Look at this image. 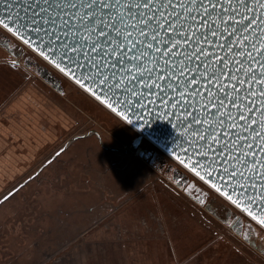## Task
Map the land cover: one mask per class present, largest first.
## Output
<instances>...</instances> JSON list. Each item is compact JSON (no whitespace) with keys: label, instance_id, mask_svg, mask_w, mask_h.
<instances>
[{"label":"rangeland","instance_id":"obj_1","mask_svg":"<svg viewBox=\"0 0 264 264\" xmlns=\"http://www.w3.org/2000/svg\"><path fill=\"white\" fill-rule=\"evenodd\" d=\"M0 34V200L90 129L124 150L140 134L7 30ZM7 39L18 57L2 46ZM24 58L61 80L65 95L54 93ZM145 140L133 154L106 151L92 135L71 142L0 205V264H264L138 150L163 156L217 202L241 211ZM42 148L45 156L37 159Z\"/></svg>","mask_w":264,"mask_h":264},{"label":"snow or ice","instance_id":"obj_2","mask_svg":"<svg viewBox=\"0 0 264 264\" xmlns=\"http://www.w3.org/2000/svg\"><path fill=\"white\" fill-rule=\"evenodd\" d=\"M70 6L77 7L75 3ZM177 6L182 11H177ZM241 7L245 9L242 14ZM80 8L88 9L79 19L87 36L95 37L91 44L80 34L79 28L75 25L62 35L64 29L56 30L55 21L44 18L38 13L30 19L0 18V29L20 36L25 44L35 41L37 46L41 47V56L46 60L50 59L61 72L71 76L76 84L86 87V90L91 92L97 100H101L109 109L126 120L129 119L127 113L132 112L135 115V111L151 107V103L147 105L137 103L138 98L143 97V100L151 101L152 96L157 97L165 109H171L173 117L177 115L175 110L180 108L184 113L180 117L182 120L189 119L190 110L196 104H199L204 111L215 104L214 114L220 118L217 122L218 126L223 125L226 119H231L233 123L230 127L235 128L236 120L242 117L245 120L249 119L243 112L232 117L229 111L223 110L226 105H231L239 111L240 105L236 103V96L232 93L238 96L237 87L247 84V80H240L233 73L236 70L243 72L244 69L230 68L227 61L231 53L221 57L215 51L206 50V46L213 45L225 51V44L219 43L217 37L219 40H224L225 33L236 35L237 15H240L239 23L243 25L242 30L249 34L248 25H253L254 28L264 26V0H234V3L233 0H188L187 3L185 0H81L77 11ZM257 8L260 9L259 14L256 12ZM104 9H108V12L105 13ZM249 11L252 15L247 17L245 22ZM85 20L88 21L87 24L84 23ZM226 20L232 27L226 26ZM73 31L76 32L75 36L72 35ZM258 35L261 36L260 41L255 44L252 52L246 53V58L253 54L264 56V27H260ZM240 39H244L245 44L247 43L246 38ZM240 39H237V45H240ZM193 43L196 46L190 48L189 46ZM231 46L229 39L227 47ZM240 46L243 47V45ZM145 60L148 61L147 64L143 62ZM196 60L201 62L195 68L189 67ZM115 61H118L122 67H119ZM153 62L156 68L149 67ZM157 68L160 70L156 71ZM77 69L81 72L80 76L76 75ZM193 72L195 75L192 74ZM249 72L252 76H255L257 72L260 73L252 80L249 89L250 95L258 96L261 104H264V60H260L256 68L249 66ZM145 76L148 77L147 80ZM139 77L144 79L140 80ZM232 80H236V86L231 85ZM88 81H91V84ZM133 81L138 83L139 90H134V85L129 86ZM176 84H181L182 87H175ZM257 84L260 86L259 93L251 92L252 85ZM213 87L215 91H212ZM153 88L156 91H149L150 95L142 90ZM121 89L125 93H130L131 96L117 97L116 92ZM169 92L172 99H168ZM161 93H164L163 97ZM102 97L104 99H101ZM244 102L247 103V98ZM257 107L264 116V107L260 105ZM197 119L198 117L193 114L190 123L195 124ZM253 123H258L264 129V120ZM184 127L188 128V123H185ZM209 127L211 128V125ZM211 135L216 134L213 132ZM223 135L222 131L221 136ZM194 136L196 139H203L205 144L209 139L203 133L194 134ZM260 136L264 137V131L260 133ZM219 139L220 137H216L212 143L219 142ZM208 150L211 151V145H208ZM261 151H264V143L261 144ZM200 155L207 157L208 152H201ZM219 159L220 157L214 154L210 160H197L193 170L212 169L206 172L211 177L215 171L213 165ZM223 171L227 173V176L221 179H228L231 173L226 167ZM261 174L264 175V172ZM197 175H200L199 171ZM228 182L231 183V180ZM212 188L227 196L233 203H237L240 199L237 196V199L233 200L232 195L235 194V189L232 190V194H229L223 192L216 184H212ZM260 195L264 198V191ZM261 223H264V220H261Z\"/></svg>","mask_w":264,"mask_h":264},{"label":"water","instance_id":"obj_3","mask_svg":"<svg viewBox=\"0 0 264 264\" xmlns=\"http://www.w3.org/2000/svg\"><path fill=\"white\" fill-rule=\"evenodd\" d=\"M187 2L188 0H185V3ZM73 3L79 7L81 0H0V18L11 17L13 20H16L17 18L30 19L34 14L38 13L44 18H49L55 21L54 27L56 30L64 29V33H62V35L66 34L68 29L75 25L76 28H79L80 34L88 40L89 44H91L95 37L87 36V33L84 31L83 25L79 19L83 12L88 9L80 8L79 11H77V7L70 6ZM103 11L107 13L108 9H104ZM177 11H182V9L177 6ZM244 11L245 9L241 7V14L244 13ZM256 12L259 14L260 9L257 8ZM57 14H59V18H57ZM251 15V11L247 12L245 22L247 21V17H250ZM181 19H183V17ZM213 19L215 20V15L213 16ZM239 20L240 15H237V24L235 25L237 29L236 35L233 36L230 33H225L224 40H219L217 37V41L219 43L225 44V51H221L213 45L206 46V50L209 52L215 51L221 57L231 53L232 55L229 56L227 61L230 68L237 69L239 67L244 69L243 72L236 70L233 73L235 76H238L240 80H247V84L237 87V92L239 93L238 96L236 93H232L233 96H236V103L240 105L239 111L231 105H226L223 110L229 111L232 117H236L240 114V112H243L244 116L249 117L248 120L243 119V117L236 120L235 123L237 127L235 128L230 127L233 123L231 119H226L223 125L218 126L217 122L220 118L214 114L216 107L215 104L211 108H208L207 111H204L200 108L199 104H196L192 110L189 109V119L182 120L180 117H182L184 113L180 110V108L175 110L177 115L173 117L172 110L165 109L155 96L151 97V101H155L154 103L148 100H143V97L138 98L136 101L137 103L141 102L145 105L151 103L150 108L144 107L139 109L138 111H135V115H133L132 112L127 113L129 116V119L127 120L120 115L118 116L138 130L141 136H146L150 141L162 148L172 158L187 168L209 187L212 188V184H216L223 192H228L229 194H232V190L235 189V194L232 195V198L233 200H236L237 196H239L240 199L237 203H233L227 196L222 195L221 193L219 194L228 202L233 204V207L235 206L238 208L239 211L246 214L251 220L264 228V223H261V220H264V198L260 195V193L264 191V188H262V185H264V175L261 174L264 172V151H261V144L264 143V137L260 136V133L264 131V129H262L258 123H253L259 120H264V116L261 115L260 108L257 107V105L264 107V104H261V100L258 96L250 95L249 89V85L252 84V80L260 75V73L257 72L255 76H252L249 72V66L256 68L258 62L260 60H264V56L253 54L249 58H246V53L252 52L255 44L260 41L261 36L258 35V33L260 31V27L264 26H257L254 28L253 25H248L250 30L249 34V32L242 30L243 25L239 23ZM84 23L87 24L88 21L85 20ZM226 26L232 27L231 24L227 23V20ZM185 27H187V25ZM72 35L75 36L76 32L73 31ZM170 35L172 34L170 33ZM16 37L24 42V39L20 36ZM241 37L247 39L246 44L244 39H240ZM69 38L71 39V37ZM100 39H103V37H100ZM229 39L231 41V47H227V41ZM237 39H240V45H243V47L237 45ZM81 43H83V41H81ZM27 45L41 56V47H38L35 41H32ZM195 46V43H193L189 47L191 48ZM46 61L57 68L50 59ZM240 61H243V63H239ZM143 62L145 64L148 63L147 60ZM200 62V60L193 61L189 67L195 68ZM115 63H117L119 67H122V65H119L118 61H115ZM62 66L64 65L62 64ZM149 67L156 68L155 62L150 64ZM57 69L60 71L59 68ZM159 70L160 69L158 68L156 69V71ZM62 73L65 74L64 72ZM192 74L195 75V72ZM218 74L219 73L217 72V75ZM76 75H81V72L78 69L76 70ZM66 76L75 82L71 76ZM154 76L155 73L153 78ZM138 79L142 80L144 77H139ZM147 79L148 77L145 76V80ZM88 83L91 84V81H88ZM133 85L135 86L134 90H139V85L136 81H133L129 86ZM231 85L236 86V80H232ZM175 87H182V85L176 84ZM216 87H218V85ZM82 88L88 94L93 96L91 92L86 90V87ZM142 90L146 94H149V91H156L155 88L151 90ZM259 90L260 86L258 84L252 85L251 92L259 93ZM212 91H215V87H213ZM229 91L231 92V88H229ZM116 95L117 97L131 96L130 93H125L123 89L116 92ZM167 95L168 99L173 98L170 92ZM161 96L163 97L164 93H161ZM93 97L95 98V96ZM245 98H247V103L244 102ZM101 99H104V97ZM98 101L101 102V100ZM166 102L167 101H165V103ZM102 104L107 107L106 104ZM249 105L251 106L249 107ZM141 112H143V117H141ZM114 113L117 115L116 112ZM193 114L198 117L195 124L190 123V118ZM201 121H205V123L202 124ZM185 123H188V128L184 127ZM209 125H211V128ZM222 131L224 132L223 136H221ZM213 132L216 134L215 136L211 135ZM199 133H203L209 137L207 144H205L203 139L195 138L194 134L198 135ZM216 137H220L219 142L213 144L212 141L216 139ZM253 137H256V139H253ZM79 138L80 137H75L74 140ZM74 140L68 141L65 148ZM208 145H211V151L208 150ZM118 151L122 152V150ZM205 151L208 152L207 157L200 155L201 152ZM214 154L219 156L220 159L217 160L215 165H213L215 171L212 173L211 177L207 175L206 172L212 171V169H197V171L200 172V175H197V171L193 170L195 162L197 160H210L214 157ZM189 158H191V160H189ZM46 165H44L39 171L46 167ZM225 167L228 169V172L231 173V176H228V179L222 180L221 177L227 176V173L223 171ZM217 173L219 175H217ZM35 176L36 175L34 174L12 190L7 196L0 200V205L34 180ZM229 180H231V183L228 182ZM212 189L215 190L214 188ZM249 200L251 203H247ZM250 212L251 214H249Z\"/></svg>","mask_w":264,"mask_h":264},{"label":"flooded vegetation","instance_id":"obj_4","mask_svg":"<svg viewBox=\"0 0 264 264\" xmlns=\"http://www.w3.org/2000/svg\"><path fill=\"white\" fill-rule=\"evenodd\" d=\"M1 44L10 53H12V55L18 57L14 51L15 46L14 44L12 46L9 39L1 42ZM24 60L29 68H32L35 72L42 76L43 80L45 81L44 83L47 84L48 87H50L52 90H54V93L65 95V90L62 87L61 80L57 79L50 71H48L36 60L31 61L30 59L26 58H24ZM18 64L19 61L17 60L16 64H12V66L15 65V67H17ZM134 133L136 132L134 131ZM91 135L97 139L98 143L101 144V147L104 150L111 152H119L123 154H133L137 150V148L141 146L144 139V136H141L140 134L136 133L135 136L132 137V139L130 140L129 146L126 150L106 145L102 133L96 129H90L85 134L79 136V139H85L90 137ZM65 145L66 143H64L48 159H46L31 176L35 174V178H37L43 171H45V169L52 165L68 149L69 146L65 148ZM42 150L38 149L36 155L37 159L41 158L42 156H45L46 148L43 150V152ZM118 150H122V152ZM139 157L142 159H146L147 161H150L152 165L157 166V168L161 171V173H163L165 178L174 182V184L179 188L180 191H183L184 194L194 199L200 208L209 211L217 218L221 219L224 224L228 225L234 231V234L237 237L242 239L253 250H255L258 254L264 257V228H262L253 220H251L246 214L242 212V215L236 214L231 208H229V206L227 207L217 202V200L214 198V194L204 190L199 183L190 180L185 174H183V172L179 170V168H176L172 164H169L163 156L153 153L152 151H150L149 148L146 150V152L142 151L139 154ZM44 165H46V167L39 171ZM177 165L181 167L179 164ZM197 181L199 180L197 179Z\"/></svg>","mask_w":264,"mask_h":264},{"label":"bare ground","instance_id":"obj_5","mask_svg":"<svg viewBox=\"0 0 264 264\" xmlns=\"http://www.w3.org/2000/svg\"><path fill=\"white\" fill-rule=\"evenodd\" d=\"M11 34V33H10ZM12 35V34H11ZM14 36V35H13ZM16 39H18L19 41H21L24 45H26L28 48H30L27 44H25L22 40H20L19 38H17L16 36H14ZM31 49V48H30ZM36 55L40 56L37 52H35L33 49H31ZM41 57V56H40ZM43 58V57H42ZM44 59V58H43ZM45 60V59H44ZM49 63V62H48ZM54 67V66H53ZM55 68V67H54ZM57 71H59L56 68ZM60 72V71H59ZM63 76H65L70 82H72L73 84H75L77 87H79L80 89H82L84 92H86L81 86H79L78 84H76L73 80H71L70 78H68V76H66L65 74H63L62 72H60ZM87 93V92H86ZM88 94V93H87ZM89 96H91L90 94H88ZM93 99H95L93 96H91ZM96 100V99H95ZM99 104H101L102 106H104L101 102H99L98 100H96ZM107 110H109L111 113H113L114 115H116L114 112H112L109 108H107L106 106H104ZM119 119H121L125 124H127L130 128L135 129L133 126H131L129 123H127L125 120H123L121 117H119L118 115H116ZM136 130V129H135ZM137 132H139L138 130H136ZM144 138L148 141H150L146 136H144ZM153 145H155L156 147H158L159 149H161L163 152H165L162 148H160L159 146H157L154 142L150 141ZM166 153V152H165ZM168 154V153H166ZM169 155V154H168ZM170 156V155H169ZM172 158V157H171ZM174 159V158H173ZM175 160V159H174ZM178 162V161H177ZM179 163V162H178ZM180 164V163H179ZM181 165V164H180ZM184 167V166H183ZM185 168V167H184ZM186 170H188L187 168H185ZM189 171V170H188ZM190 172V171H189ZM198 178V177H197ZM199 179V178H198ZM201 180V179H200ZM202 181V180H201ZM203 182V181H202ZM206 184V183H205ZM207 185V184H206ZM218 193V192H217Z\"/></svg>","mask_w":264,"mask_h":264},{"label":"built area","instance_id":"obj_6","mask_svg":"<svg viewBox=\"0 0 264 264\" xmlns=\"http://www.w3.org/2000/svg\"><path fill=\"white\" fill-rule=\"evenodd\" d=\"M142 151L146 152V150H143L142 148L140 150H138L137 154H140Z\"/></svg>","mask_w":264,"mask_h":264}]
</instances>
